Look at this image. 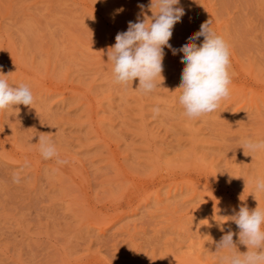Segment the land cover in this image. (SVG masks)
<instances>
[{"label": "rangeland", "instance_id": "1", "mask_svg": "<svg viewBox=\"0 0 264 264\" xmlns=\"http://www.w3.org/2000/svg\"><path fill=\"white\" fill-rule=\"evenodd\" d=\"M150 3L0 0V74L35 98L0 111V264H221L229 230L247 251L229 217L264 208V150L242 148L264 140V0H180L172 48L211 21L231 52L230 95L199 118L178 103L181 52L151 94L113 82L106 53Z\"/></svg>", "mask_w": 264, "mask_h": 264}, {"label": "clouds", "instance_id": "2", "mask_svg": "<svg viewBox=\"0 0 264 264\" xmlns=\"http://www.w3.org/2000/svg\"><path fill=\"white\" fill-rule=\"evenodd\" d=\"M180 0H151L148 6L152 15L129 21L127 31L117 33L115 44L107 51V62L112 65L113 82L127 88L134 80L139 81L138 90L142 94H151L163 81L164 49L167 47L175 55L183 53L181 62L184 68L181 74L178 103L189 118H199L215 112L223 99L230 95V46L225 39L211 27V21L200 26V30L189 37L180 49H173L169 43L174 25L185 14ZM143 10L144 5H139ZM203 42H195L199 37ZM0 74V111L16 108L18 105L31 106L35 102L28 85H10ZM160 109L153 108L154 115ZM39 151L44 159L58 156L55 144L44 135L39 136ZM244 154L264 150V140L254 141L246 138L242 141ZM247 150V151H245ZM19 182V177H14ZM254 190L264 193V177L254 180ZM238 227L239 243L247 251H238L233 240L234 233L229 230L216 244L217 250H226L221 264H264V208L257 206L250 210L241 206L239 211L229 217Z\"/></svg>", "mask_w": 264, "mask_h": 264}, {"label": "bare ground", "instance_id": "3", "mask_svg": "<svg viewBox=\"0 0 264 264\" xmlns=\"http://www.w3.org/2000/svg\"><path fill=\"white\" fill-rule=\"evenodd\" d=\"M14 162V161H13ZM193 261V260H192Z\"/></svg>", "mask_w": 264, "mask_h": 264}]
</instances>
